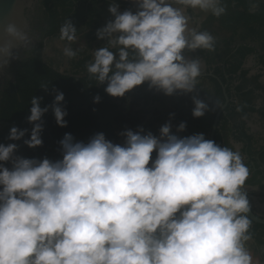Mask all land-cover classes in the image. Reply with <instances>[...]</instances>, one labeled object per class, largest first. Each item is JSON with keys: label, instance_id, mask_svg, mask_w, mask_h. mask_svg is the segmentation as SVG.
<instances>
[{"label": "clouds", "instance_id": "obj_1", "mask_svg": "<svg viewBox=\"0 0 264 264\" xmlns=\"http://www.w3.org/2000/svg\"><path fill=\"white\" fill-rule=\"evenodd\" d=\"M131 2L135 12L109 3L114 19L96 31L106 44L92 51L89 78L114 98L145 84L165 96L196 92L202 62L189 53L215 52L216 40L190 27L186 12L219 18L227 11L223 0ZM59 32L63 57L76 59L77 28L66 19ZM32 46L12 11L0 18V71ZM52 91L50 105L31 99L30 138L23 140L29 148L42 146V117L50 109L56 124L67 126L64 93ZM191 99L194 118L210 110L198 94ZM170 120L159 136L143 127L122 131V145L102 132L87 143L65 133L56 161L24 158L15 155L16 143H0V264H253L244 157L203 133L173 134ZM185 129L181 122L176 132ZM28 132L13 126L7 139Z\"/></svg>", "mask_w": 264, "mask_h": 264}, {"label": "trees", "instance_id": "obj_2", "mask_svg": "<svg viewBox=\"0 0 264 264\" xmlns=\"http://www.w3.org/2000/svg\"><path fill=\"white\" fill-rule=\"evenodd\" d=\"M119 4V8L126 10L133 8L124 0H111ZM109 3L103 0H40L39 2V18L37 19V27L41 34V43L38 48L29 52V57L24 59L14 71V80L8 81L6 87L0 93V122L8 123L10 126L0 127V143L7 145L8 143H16L18 145L17 155L24 158L43 159L47 157L52 161L62 159L61 146L59 141L63 139L65 133H70L76 141L85 143L97 133H104L106 139L114 144H123L121 135L118 131H124V117L117 110L118 105L114 98L108 95L104 88L105 85H96V81L90 79L86 71L85 65L90 62L91 57L86 56L79 58L75 62L76 71L68 73H60L43 61L42 54L44 50V42L46 39L59 37V29L66 19H70L77 28V37L81 42L97 41L96 31L104 25L108 12ZM245 9L249 10L250 6L243 3ZM262 16L253 14L247 19L248 23H261L262 27L258 30L259 39L264 42V24ZM250 30L254 31L253 27ZM240 60L231 65L228 73L236 75L240 70L246 55L251 53L250 49L241 51ZM261 64L264 66V55L261 57ZM237 81H241L240 85L235 88V95L240 101L239 106L228 107L221 117L220 126L215 135V142L223 145L224 134L228 130V125L235 122L237 118L244 117L249 113L255 112V93L248 90V80L246 73H242ZM41 83L48 84V91L40 88ZM52 89L62 91L65 96L63 101L67 110L66 127H59L56 124L54 114L51 109L42 117L44 128L41 134L43 144L35 149L29 148L23 143L24 139L30 138L32 125L27 122V116L30 115L31 99L33 96L42 97L41 107L50 105L55 93ZM147 84L127 93L137 99L142 100L145 96L141 93L147 91ZM100 96L99 103H94L93 98ZM219 101L221 106L225 102L224 92L219 89L217 97L210 105L209 111L201 118H194L187 122L193 134L203 133L206 139H209L215 116L219 108H215V102ZM240 111H237V108ZM215 110H212L214 109ZM15 126L19 129H29L20 141H10L7 139L11 127ZM188 126V127H189ZM238 128V127H236ZM148 132V131H147ZM177 133L176 131H174ZM146 133V132H145ZM243 139L251 145L252 139L245 133L242 134ZM249 154L253 153L249 150ZM155 159V154L152 155ZM250 167V165L248 164ZM247 184L254 186L258 184L256 175L247 180ZM252 233L251 241H254L255 255L260 253L261 262L264 264V225L252 223L250 229Z\"/></svg>", "mask_w": 264, "mask_h": 264}, {"label": "flooded vegetation", "instance_id": "obj_3", "mask_svg": "<svg viewBox=\"0 0 264 264\" xmlns=\"http://www.w3.org/2000/svg\"><path fill=\"white\" fill-rule=\"evenodd\" d=\"M223 3L227 6V11L225 15L219 18L213 17L210 14L205 15L201 13L199 15H196L193 13V21L195 23L194 27H196L199 31L210 32L214 36V38L217 39L216 50L215 52L211 53L212 55L216 56L212 58L211 65H208L201 61L202 63H204V65L210 67V69L207 70V72L203 73L200 78V80L203 81V84L205 86H208L209 88L205 89L203 93L199 94L198 96L204 99V102L207 103L210 107V105L217 97L218 90L221 89L223 91V86H227V93L231 98L229 107L235 105L239 106L240 101L235 95V88L241 83V81H237L238 77L241 76L242 73H246V79L248 80V90H253L256 96V99L254 101L256 111V102L258 101V99H260V96L264 97V66L261 64V57L264 55V42L259 39L258 35V30L260 27H262L261 23L256 22L255 24H250L248 23L247 19L249 20V17L253 14L262 16L264 19V0H223ZM243 3H247L250 6V8H248L249 10L244 8ZM38 8L39 5L31 14L32 35L35 41V44L32 46L31 51L38 48L39 44L41 43V34L39 28L37 27V19L40 15ZM122 10L123 9L119 8V11ZM109 16L111 17L110 20H112V15L109 14ZM262 23L264 24V20L262 21ZM248 26L253 27L254 31L250 30L251 28H249ZM50 39H46L45 42ZM97 41L90 42L88 43V45L86 42H81L79 38L78 45L84 46L86 50L82 49L76 59L69 61L70 69H64V71L62 70V68L65 66L64 64L66 61L63 55H58L56 53L50 56L47 55L49 56V61L47 62L46 56L43 53V61L60 73L63 72V74H70L76 71L75 62L79 60V58L90 56V61H92V51H94V49H90V46ZM101 41L103 42V46H105L106 41ZM243 49H250L251 53L246 55V57L244 58L241 70L236 75H230L228 71L230 70L231 65L235 64L237 60H240L242 53L241 51ZM197 51L201 52V50ZM28 57L29 52H24L22 53L21 59L13 60L10 67L6 70L5 74L0 77V93L6 87L7 82L12 81L14 71L18 67V65ZM216 60L218 62H215ZM250 62L255 65L254 69L252 70L247 69V65ZM147 91L150 90L148 89ZM124 97L125 100L124 102L122 101V105L120 104V100H116V104L118 105L117 110L124 117V130L130 129L136 131L139 127H143L146 133L147 131H150L153 134L156 133L157 130L152 127V123L155 124V121L152 118L150 119L149 116V113L152 109L147 108V102L143 100L140 101V99H137L132 95L126 94ZM191 97L192 96H190V99ZM142 106H145L147 109V113L143 114V116H141L137 111V108H141ZM193 107L194 104L192 102L190 110L188 109L189 111L182 112L181 118H183V120L181 122H186L185 130H188L190 128V126L187 125V122L193 120ZM144 109L145 108H142L141 110L144 111ZM174 120L177 121L178 118L175 117L173 119V122ZM173 122H171V126ZM178 126L179 125L175 126V131ZM121 132L122 131H120V133ZM225 144L227 145V143L223 140V145ZM252 155L249 154L248 150V158L250 157L251 160L250 162L248 160H244V163L247 166L248 164L250 165V167L248 166L250 174L247 180L253 178V176L256 175L258 184L252 187H259L264 190V153L260 156H257L256 160ZM247 180L245 185L251 186L247 184ZM259 198L257 201V208L252 209L258 217L264 218V211L262 209V206L264 205V196H259Z\"/></svg>", "mask_w": 264, "mask_h": 264}, {"label": "crops", "instance_id": "obj_4", "mask_svg": "<svg viewBox=\"0 0 264 264\" xmlns=\"http://www.w3.org/2000/svg\"><path fill=\"white\" fill-rule=\"evenodd\" d=\"M124 1L128 4L130 3L132 5L134 12H135V10H136L135 5L131 2V0H124ZM121 12H123V10ZM186 15L193 16V12L189 9L186 12ZM110 18L111 17L108 15L106 17L104 23L106 24L110 20ZM194 26H195V23L192 20V22L190 23V27H194ZM215 40H217V39H215ZM78 42H79V40L73 45L74 50L77 47L80 48L81 50L82 49L86 50V48L84 46H81V45L79 46ZM53 46H56L58 48V52H57L58 55H62L61 47L57 46V42L53 43L51 45V48L49 51L52 50ZM102 46H103V42L100 40V41H97L94 44H92L90 46V49L93 48L94 50H98ZM67 63H68V65H67ZM67 63L65 61V64H64L65 68L64 69H66V70L70 69L69 61H67ZM254 66L255 65L252 62H250L247 65V69L252 70V69H254ZM64 69H62V70L64 71ZM209 69H210L209 66H206V65H204V63H202V74L207 72V70H209ZM200 78H201V76L198 78L199 83L197 85L198 89L196 90V92L191 93V94H183V95H187V96H192V95H197V94L199 95V94H202L205 89H208L209 87L205 86L203 84V81L200 80ZM198 98L201 99L202 101H205L204 99L200 98L199 96H198ZM124 100H125V97H122L120 100L121 105L123 104ZM153 101L156 104L155 105L156 109L153 110V112L156 115L155 116L156 121H155V124L152 123V127L155 128V130H157V132L154 133V135L159 136V129L165 123L169 122L170 114L174 113V117L171 118L170 123L175 118V110L173 108H171V106H168L167 104H165V102H164L165 99L155 98V99H153ZM147 104H148V102H147ZM142 108H145L144 111L141 110ZM137 111L141 116H143V114L147 113V109L145 106H142L141 108H137ZM236 127H238V128H236ZM243 133H245L247 136L251 137V139H252L251 145L248 144L243 139V136H242ZM117 134L120 135V131H118ZM176 135H178L180 137H187V136L193 135V133H192L191 129L189 128L188 130H185L183 132L176 133ZM224 141L227 143V147L231 148L234 151L240 152L241 155L244 157V160H248L249 162H250L251 158L250 157L248 158V150H251V152L253 153L252 156L255 160H256L257 156H260L261 154L264 153V97L260 96V99H258V101L256 102V111L254 113H249V114L245 115L244 117L237 118L235 120V122L229 123L228 130L224 134ZM123 142H124V139H123ZM154 154L156 155L155 152H153L152 155H154ZM245 188H246V191L248 194V199H249V203H250L251 207L257 208L258 198H259V196H264V190H262V188H259V187H252V186H247V185H245ZM259 201H260V198H259ZM262 209L264 211V205L262 206ZM252 256H253V264H260L255 259V253L254 252H253ZM260 260H261V258H260Z\"/></svg>", "mask_w": 264, "mask_h": 264}, {"label": "water", "instance_id": "obj_5", "mask_svg": "<svg viewBox=\"0 0 264 264\" xmlns=\"http://www.w3.org/2000/svg\"><path fill=\"white\" fill-rule=\"evenodd\" d=\"M103 1H105L107 3H113V1H111V0H103ZM39 2H40V0H0V18L7 16L9 11H12L15 14L16 18L18 19V21L25 27L26 31L29 33V35L32 39L33 45L35 44V41H34V38L32 35L31 14H32V12L35 11L36 7L39 5ZM129 5L132 7V5L130 3H129ZM113 19H114V17H113ZM78 40L79 39H77V41ZM57 41H58V37H54V38H51L50 40L45 42V48L43 51L44 55L48 54V52L51 48V45L53 43H56ZM211 53L212 52H208L207 50H201V52H198L196 50L195 52L189 53V56L191 58H198L201 61H203L204 63L211 65L212 58H214L216 56V55H212ZM12 62H13V60L11 61V63ZM215 62H218V61L216 60ZM11 63H10V65H11ZM66 63H67V60H66ZM10 65H9V67H10ZM67 65H68V63H67ZM7 69L0 71V77L5 74ZM61 73H63V72H61ZM13 80H14V76L12 77V81ZM223 92H224V96H225V102L219 108V110L215 116L212 129H211L210 134L208 136L209 140H213V141H215V135H216V132L220 126L221 117L225 113L226 109L230 106V103H231V98L227 93V86H223ZM141 95L145 96L144 98H142V100L148 102L147 108L152 109L149 113V116H150V119L152 118L154 121H156V118H155L156 115L153 112V110L156 109L155 108L156 104L153 101V99H155V98L165 99V101H164L165 104H167L168 106H171V108H173L175 110V117L178 118V120L177 121L174 120V122H173V120L171 121V122H173L172 127H171V131L173 134H176L174 132L175 131L174 128H175V126L179 125L181 123V121L183 120V118H181L182 112L183 111H189L190 107L192 105V101L190 99V96L183 95L182 93H177L174 96H165L162 92H157L155 90L144 91L141 93ZM3 126H10V125L8 123L0 122V127H3ZM12 127H13V125H12ZM263 168H264V165H263ZM249 216L252 219L254 224L264 225V218L258 217L255 214V212L253 211L252 207H251V212L249 213Z\"/></svg>", "mask_w": 264, "mask_h": 264}, {"label": "rangeland", "instance_id": "obj_6", "mask_svg": "<svg viewBox=\"0 0 264 264\" xmlns=\"http://www.w3.org/2000/svg\"><path fill=\"white\" fill-rule=\"evenodd\" d=\"M57 52H58V48H57L56 46H53V47H52V50L49 51L48 54H49V56H50V55H53L54 53L58 54ZM48 54L45 55V56H46V60H47V62L49 61V60H48V59H49V56H47ZM64 68H65V67H63L62 69H64ZM15 155H17V154L15 153ZM18 156H19V155H18ZM6 166L9 167V168H11V164H10V163H8ZM246 247L249 249V251L251 252V254H253V252H255V250H256V248H257V247L255 246V243H254L253 241H251V240L248 241V242L246 243ZM255 247H256V248H255ZM260 258H261L260 253L257 254V255H255V259H256L260 264H262Z\"/></svg>", "mask_w": 264, "mask_h": 264}]
</instances>
